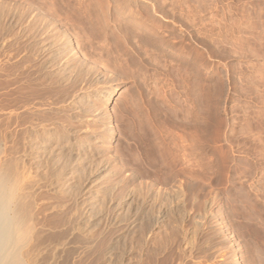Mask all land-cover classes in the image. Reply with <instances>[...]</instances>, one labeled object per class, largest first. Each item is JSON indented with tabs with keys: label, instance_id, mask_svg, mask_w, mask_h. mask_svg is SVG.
<instances>
[{
	"label": "rangeland",
	"instance_id": "obj_1",
	"mask_svg": "<svg viewBox=\"0 0 264 264\" xmlns=\"http://www.w3.org/2000/svg\"><path fill=\"white\" fill-rule=\"evenodd\" d=\"M35 12L49 22L34 25ZM48 42L76 75L90 71L68 97L41 67ZM31 75L40 86L23 89ZM78 94L86 113L72 108ZM41 124L68 127L86 163L82 190L68 165L63 192L49 190L52 168L27 164L39 217L67 222L70 264H105L109 249L147 264L155 240L194 246L188 264H264V0H0V147L19 157ZM86 210L99 216L87 243Z\"/></svg>",
	"mask_w": 264,
	"mask_h": 264
},
{
	"label": "bare ground",
	"instance_id": "obj_2",
	"mask_svg": "<svg viewBox=\"0 0 264 264\" xmlns=\"http://www.w3.org/2000/svg\"><path fill=\"white\" fill-rule=\"evenodd\" d=\"M236 13H237V11H236ZM27 15L28 14H26L25 16H27ZM33 15H34L33 17H35V19H37V20L34 19L33 21H36V23L34 24L33 21H32V25L33 24L34 25H36V24L38 25L39 21L40 22L42 21L41 24L44 23V25H45V22H47V23L49 22V20L47 21L45 18H47L49 16L51 17V12H35ZM101 15H102V12H101ZM88 17L90 18V16H88ZM241 17H243V14H242ZM98 18H99V16H98ZM103 22H104V20L101 21V23H103ZM47 23H46V26H47ZM94 23L95 22L93 20H92V22H91V20H90V22H88V24L91 25V26L94 25ZM40 25L38 27L41 29L42 27H40ZM42 26H43V24H42ZM103 26H104V28H108V25L106 23H104ZM23 29H25V28H23ZM34 29L36 31V28H33V30ZM40 29H39L40 33L43 32V30L41 29L42 30L41 31ZM110 30L113 31L112 29H110ZM39 31H37L36 34ZM106 32L104 31V33H106ZM114 32L115 31H113V33ZM35 35H34V37H35ZM38 35H40V34H38ZM112 35H109V36H112ZM31 36L33 37L32 34H31ZM37 37L38 36H36V38ZM104 38L106 39V37H104ZM50 41H52V40H50ZM202 41H203V39H202ZM37 42L35 40V43H37ZM52 42H54V41H52ZM52 42L51 43L48 42V44H45L43 46V50H46L48 52L46 55L48 56V54H49V56H48V58H46V60L44 59V64L41 67H42V69L44 67V69L47 70L46 76L48 78L49 77L51 78V77L55 76V78L57 77L58 80H60L61 82H63V89L61 87L60 91L61 90H63V91L65 90L64 92H66V93H64V92L61 91L62 92V95L64 93V95L68 97V95H67L68 94V88L69 87L71 88V85L68 87V85H69L68 82L71 81V80H73L74 75L77 74L76 71L78 69L76 71H74L75 69L72 70V66H68V63H69L67 61L68 59L65 60V61L59 60V58H60L59 57V54H61L60 52H64V51H62V49H60L59 51L56 52L55 47L52 46ZM37 45H38V43H37ZM33 47H32V50L34 49ZM53 48H54L55 51L53 50ZM107 48H109V47L107 46ZM94 49L95 48H93L91 50H94ZM35 51H37V50L35 49ZM63 54L64 53H62V57H63ZM36 55L38 56V54H36ZM66 57H65V59H66ZM22 60L25 61V58L24 59L22 58ZM78 65H80V64H78ZM76 68H77V66H76ZM42 69H41V72H42ZM90 69L91 68H89V70ZM80 70H81V68H80ZM80 70L78 71V73H79L78 75L81 78H82V76H83L84 73L85 74H88L90 72V71L89 72L87 71L88 72L87 73L86 70H88V69H86L85 72L83 71V74H82V73H80ZM43 73H45V72H43ZM78 75H76L77 77L75 76L76 79L78 78L77 80H79V76ZM32 76L33 75H31L30 78H28L27 80H24L26 84L24 83L23 89L24 88L26 89L30 85L31 86L32 85H34V86H36V85L40 86L39 84H40L41 79L39 80V76L38 75L37 76L35 75L33 77ZM41 76H42V74H41ZM83 78H84V76H83ZM75 82H76V80H75ZM42 85L44 86V84H42ZM73 86H74V84H73ZM37 88H39V87H37ZM40 88H43V87H40ZM82 98H84V97L81 94L80 95L78 94V96H76L74 99H72V102H73L72 103V108L74 110L81 111V113H86L87 112V109L89 107L86 108V106H85L86 104H83L81 106L80 103H82ZM65 102H66V98H65ZM67 102H68V98H67ZM90 111H92V110H90ZM35 115L37 117V115H38L37 112L35 113ZM40 115H43V112H41ZM25 117L27 118V116H25ZM39 117L40 116H38V118ZM76 118H78V117H76ZM40 119H41V117L39 118V120ZM48 119L50 120L52 118L51 117L50 118L48 117ZM190 119H191V117H190ZM41 120H43V117H42ZM36 124H37V122H36ZM24 125H25V123H24ZM37 125L39 126V124H37ZM41 125H43V124H41ZM28 126H29V124H28ZM38 126H36V125L35 126H31V127H34V128H31L30 127L31 129H29V132H27L28 135L30 136V137L28 136L30 139L28 140V138H26L27 136L25 137V139L28 140V147H27V144H26V146L23 145V149H24L23 154L21 155V154L18 153L19 151L17 152L18 155H19V157H14V156L12 157L11 152L9 154V153L3 151V148L0 147V188H2V189H11L12 190L13 195H14V199H15V213H16V217H17L18 222H19L20 227H21V232L19 233V235L25 237V243H24L23 247H21L14 254L13 260H14V264H70L71 261H68V255L70 253V252H68V244H70V243H68V241H69L68 240V238H69L68 237V234L69 233H68V226L65 225L67 222L65 224L62 223V225L56 226L59 223V220H58V222H56L57 219H58L57 218L55 220V223H56L55 226H51V225H48V223L50 221L48 222L46 220L47 221V224H46V222H45V219L46 218L44 220H42L41 219L42 217H39V213H40L39 211H41V209H43V208L42 207H39V206H41L38 203L39 202V199H38V202H37L36 200H37L38 197L35 199V196L38 194V191L42 188V185L40 184L41 186L39 187L38 186L39 183L37 184V182H35V181L33 183V181L30 180L29 176L26 175L27 174L26 171L28 169L27 167L30 165L28 163V160H30V159L32 160V163H31L32 164L31 165L32 167L35 165L36 167H40V168L42 166L44 168H46V167L52 168L53 171H50L52 175L50 176L49 173H48V175H49V177H53L52 179H54V180H53V182L51 181L52 184L49 186L50 187L49 190L51 189V191L54 190V192L55 191L57 192V191H59V190H57L58 187L59 188H61V187L68 188V187H66V186H68V165H70V166H75L76 165L73 168H76V170L75 169L74 170H75V172L77 171L76 174H77V177L78 178L75 180V186L74 187L76 189H81L82 190V185H81V180L80 179H82V176L84 174V172L82 171L84 161L80 159L81 152H80V149H79L80 146L78 144V138L77 137H68V133H69L68 132V127L67 128L64 127V131H65L64 132L62 130L59 131L58 130L59 128H57V126L55 127L53 125H49L48 127H46V126L44 127V125H43V127H41V128H39L40 126L39 127ZM36 127H38V129ZM25 128H26V126L23 127V129H25ZM60 129H61V127H60ZM22 143L25 144L26 142H23L22 141L21 144ZM28 149H30V153L31 154L28 153ZM20 152L22 153V150H20ZM74 156H76V157L74 158ZM72 161H74V163ZM27 164H29V165L27 166ZM85 164L86 163H84V168L86 166ZM92 181L93 180H91V182ZM47 188H48V186H47ZM61 190L59 192H63V190L62 191ZM64 191H65V189H64ZM65 193H68V191L66 190ZM58 205L56 206L57 212H55V213H59ZM61 207H59V209ZM38 209H39V211H38ZM66 210H67V207H66ZM42 212L40 213L41 215H42ZM66 212H68V211H66ZM91 212H92V210H91ZM91 212H88L86 210L85 211V215H86L85 218L82 219L81 222H80V224H79V226L76 227V230H77L76 232H78L79 235H81L83 238H85L86 243H87V239H89V238H86V237H91L92 236V233H93V230H94V229H92L93 228V225H94L95 221L98 220V218H99V216L90 215ZM61 213L63 214V211ZM64 213H65V210H64ZM61 218H60V220H61ZM67 218L68 217H66V220H67ZM62 219L65 222L64 218H62ZM131 222H130L131 229H134L133 227L135 226V224L138 225L140 223L139 221H138V223H135V222H137V221H135V218H134V221L131 220ZM51 223H53V222H51ZM52 225H54V223ZM139 225L138 226H135V228L136 227L138 228ZM142 226H144V224ZM146 227H148V226L146 225ZM197 227L198 226H196V230H197ZM141 230H146V229L143 228ZM141 230L139 231V233L141 232ZM128 231H130V229ZM193 231H195V230H193ZM149 232L151 233V230H149V228H148L145 231V233L143 232V234H142L141 237H140V235L138 236L139 239L136 242V246L138 248H139V246H140V249L143 246L145 247V245L147 244V237H148V233ZM194 234H195V232H194ZM73 239H74V237L72 238V240ZM76 239L78 240V238H75L74 240H76ZM77 240L75 242H77ZM174 240H175V238H174ZM79 241H81V239H79ZM192 241L189 240V243L187 242L188 243L187 246H189V245L190 246H193V242ZM157 242L155 240L154 244H152L153 247H152V245H150V247L148 246V249H147V259H146L147 264H188L190 262V259H191V258L189 259L188 257L189 256L191 257V255L194 253V252L192 253V251H193L192 249L194 248V246H193V248L191 247V250L192 251L190 249H188L189 251H188V254H187L186 253L187 251H185L186 249L185 248H184L185 250L182 249L178 242H176V243H178L177 245H175V244L173 245L171 243L172 245L170 244L168 246V248L166 247V249H168L167 251H165L166 249L164 250L162 248L163 247L162 244L157 243ZM78 243H80V242H78ZM88 243H90V241ZM137 243H138V245H137ZM99 247L97 249L100 250L99 252L101 253L103 249L101 250ZM133 247H134V245H133ZM73 248H75V247H73ZM79 248H80V246H79ZM113 248H115V247L113 246ZM83 250H84V248H83ZM88 250H89V248H88ZM113 251H115V249ZM72 252L73 251H71V253ZM120 252H119V254H120ZM203 252H204V250H203ZM71 253H70V255H71ZM114 253H116V252H114ZM114 253L111 251V249H109V251L106 253V256H104V258H102V259H104L105 264H126L128 261L130 262L131 257H129L128 255H125V254L121 253V255L117 254V255H119V256H117ZM73 254H74V252H73ZM77 254H79V252ZM138 256H139V258L137 259V262L141 260L140 258H141L142 255H138ZM138 256H136V257H138ZM202 256L209 257V258L212 257V256H210V254H208V255L207 254H202ZM58 257H61V258H59L60 260L58 259ZM77 258L79 259V257H76V258H74V260L77 259ZM5 259L7 260V256H5ZM78 259L76 261V264L78 262ZM187 259H189V260H187ZM81 260H83V259H81ZM81 260L79 261L80 264H81ZM200 262H205V260L204 259H201ZM74 263H75V261H74ZM235 264H239V261L237 260L235 262Z\"/></svg>",
	"mask_w": 264,
	"mask_h": 264
},
{
	"label": "clouds",
	"instance_id": "obj_3",
	"mask_svg": "<svg viewBox=\"0 0 264 264\" xmlns=\"http://www.w3.org/2000/svg\"><path fill=\"white\" fill-rule=\"evenodd\" d=\"M20 232L13 192L0 188V264H14V254L25 243V237L19 235Z\"/></svg>",
	"mask_w": 264,
	"mask_h": 264
}]
</instances>
